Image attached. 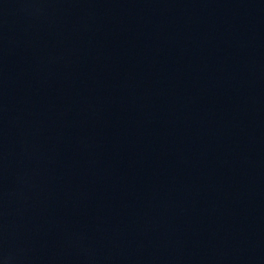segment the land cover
<instances>
[{"label": "water", "instance_id": "water-1", "mask_svg": "<svg viewBox=\"0 0 264 264\" xmlns=\"http://www.w3.org/2000/svg\"><path fill=\"white\" fill-rule=\"evenodd\" d=\"M0 264H264V0H0Z\"/></svg>", "mask_w": 264, "mask_h": 264}]
</instances>
